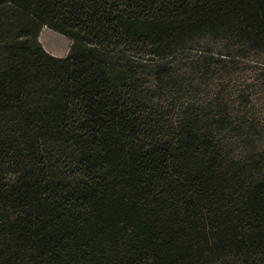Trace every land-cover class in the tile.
<instances>
[{"label":"trees","instance_id":"1","mask_svg":"<svg viewBox=\"0 0 264 264\" xmlns=\"http://www.w3.org/2000/svg\"><path fill=\"white\" fill-rule=\"evenodd\" d=\"M200 38L264 51V0H0V264H264L262 164L164 110Z\"/></svg>","mask_w":264,"mask_h":264},{"label":"rangeland","instance_id":"2","mask_svg":"<svg viewBox=\"0 0 264 264\" xmlns=\"http://www.w3.org/2000/svg\"><path fill=\"white\" fill-rule=\"evenodd\" d=\"M38 41L59 58L66 56L70 45L67 37L47 27L41 28ZM229 44L207 38L192 42L174 66L182 82L170 96L172 101H164L159 90L151 95L163 99L166 114L182 107L207 120L214 141L229 157H254L264 173V51L232 49ZM143 72L148 74L144 84L152 90V68L145 66Z\"/></svg>","mask_w":264,"mask_h":264}]
</instances>
